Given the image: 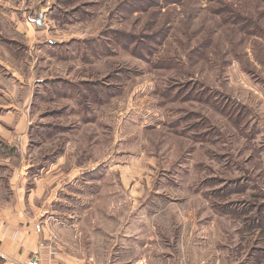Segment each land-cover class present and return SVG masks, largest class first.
<instances>
[{
    "label": "rangeland",
    "instance_id": "1",
    "mask_svg": "<svg viewBox=\"0 0 264 264\" xmlns=\"http://www.w3.org/2000/svg\"><path fill=\"white\" fill-rule=\"evenodd\" d=\"M0 81L61 264H264V0H0Z\"/></svg>",
    "mask_w": 264,
    "mask_h": 264
},
{
    "label": "crops",
    "instance_id": "2",
    "mask_svg": "<svg viewBox=\"0 0 264 264\" xmlns=\"http://www.w3.org/2000/svg\"><path fill=\"white\" fill-rule=\"evenodd\" d=\"M3 84L2 81H0ZM0 116V180L4 177L6 166L5 148L7 145L18 146L24 149L26 146L25 136L22 135V124L19 117L15 126L10 128L14 122L15 115ZM12 130L16 136L8 135L7 130ZM10 134V133H9ZM23 179L21 165L15 167L9 177L10 191L14 203L0 202V259L7 263L29 264H61L66 258H71L70 253H64L58 248H53L50 232L46 221L32 219L27 215L26 209L21 205L24 197ZM29 195V194H28ZM32 195V194H31ZM6 202V201H5ZM53 249V250H52ZM66 257V258H65Z\"/></svg>",
    "mask_w": 264,
    "mask_h": 264
},
{
    "label": "built area",
    "instance_id": "3",
    "mask_svg": "<svg viewBox=\"0 0 264 264\" xmlns=\"http://www.w3.org/2000/svg\"><path fill=\"white\" fill-rule=\"evenodd\" d=\"M29 264H39L38 262H30Z\"/></svg>",
    "mask_w": 264,
    "mask_h": 264
}]
</instances>
